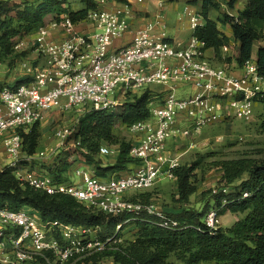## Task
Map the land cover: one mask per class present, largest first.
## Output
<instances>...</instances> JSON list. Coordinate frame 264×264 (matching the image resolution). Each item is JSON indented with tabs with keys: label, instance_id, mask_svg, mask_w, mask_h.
I'll use <instances>...</instances> for the list:
<instances>
[{
	"label": "built area",
	"instance_id": "1",
	"mask_svg": "<svg viewBox=\"0 0 264 264\" xmlns=\"http://www.w3.org/2000/svg\"><path fill=\"white\" fill-rule=\"evenodd\" d=\"M97 1L100 7L77 24L63 15L39 28L32 42L39 64L27 69L31 79L0 87V144L9 160L6 169L13 170L22 184L49 196H69L88 210L111 216L145 210L158 219L160 228L178 230L176 219L155 206L134 203L130 196L152 189L161 179L176 180L173 170L180 163L168 154L167 142L199 133L223 119L227 111L241 121H251L264 93V77L259 75L256 57L235 74L210 65L205 60L206 44L194 35L186 46L174 43L161 13L136 29L130 43L117 48L116 41L131 31L130 5L120 4L121 10L116 11V2L111 9L108 0ZM184 15L193 33L205 24L191 6L185 7ZM153 85L163 87V101L155 103L154 95L151 117L126 127L133 137L130 155L140 163L135 171L104 180L77 162L71 183L59 184L42 170L22 168V158L30 159L23 153V134L49 111L76 108L83 114L115 113ZM185 87L193 92L180 97L178 91ZM72 132L62 127L55 131L58 147L65 146ZM113 153L110 145H103L99 157ZM220 190L229 192L224 186ZM204 222L216 229V210L211 209ZM99 232L100 228L44 221L30 208H0V264H86L105 248Z\"/></svg>",
	"mask_w": 264,
	"mask_h": 264
},
{
	"label": "trees",
	"instance_id": "2",
	"mask_svg": "<svg viewBox=\"0 0 264 264\" xmlns=\"http://www.w3.org/2000/svg\"><path fill=\"white\" fill-rule=\"evenodd\" d=\"M108 1L129 5L128 0ZM79 2L82 7L73 10L69 0H25L12 7L9 1H0V57L13 56V40L26 38L47 25L48 16L58 20L67 15L77 24L90 11L100 7L97 0ZM190 3L200 4V14L205 20V24L197 28L193 35L206 44V50L213 49L219 61L227 65L234 61L237 68L242 69L252 58L256 44L264 41V0H246L245 8L237 11L236 15L222 12L215 19L211 18V13L221 10L217 0H191ZM234 4V0L228 3L230 9H234ZM220 25L229 27L234 45L232 39L221 31ZM223 48L231 49L233 56L222 58ZM256 63L259 75L264 77V45L257 47ZM153 97V93L146 90L140 96L129 99L118 115L96 110L84 113L71 137L79 143L77 150L58 155L38 170L44 171L59 184L71 183L70 174L77 163L75 156L79 155L100 179L119 178L130 172L140 163L130 155L131 142L115 134V124L119 120L123 126L129 127L148 120ZM257 102L264 103V93ZM40 136L39 123L27 135L23 134V153L26 156L35 154ZM103 145L119 146L113 165H105L99 157ZM203 160L204 156H201L192 164H180L173 170L177 184L176 202L181 208H176L180 210L178 213L166 214L179 222L180 227L175 231L160 228L158 219L145 210L137 214L111 216L88 210L66 195L49 196L22 184L11 169L0 173V208L12 211L30 208L44 221L100 228L99 239L105 248L88 258L86 264H171L169 260L173 254L182 257L186 264H264V162L239 158L214 164L222 170L223 186L228 190L233 187V190L224 194L220 187L217 193L214 189L208 190L203 192V196L213 202L217 216L230 212L241 215V218L229 228L218 226L211 229L204 219L212 207L209 210L208 206L201 210L182 207L189 204L198 191L195 172L202 166ZM245 193L249 195L247 198L243 197ZM130 201L154 206L150 193H134ZM126 228L133 230L130 239L121 235Z\"/></svg>",
	"mask_w": 264,
	"mask_h": 264
},
{
	"label": "rangeland",
	"instance_id": "3",
	"mask_svg": "<svg viewBox=\"0 0 264 264\" xmlns=\"http://www.w3.org/2000/svg\"><path fill=\"white\" fill-rule=\"evenodd\" d=\"M9 1L11 6L21 4L25 0H0ZM73 10H78L82 7L79 0H69ZM221 4V10L213 11L212 18H216L219 13L229 12L236 15L237 11L246 5V0H234V9H230L228 3L231 0H217ZM167 4H170L169 2ZM181 6L178 11L172 12L169 16L164 15L168 36L171 38L174 27L179 23H186V26L181 30H187L188 20L184 15L182 1H179ZM200 13V11H198ZM52 19V18H51ZM180 20V21H179ZM183 21V22H182ZM228 32V31H226ZM33 34L26 38L14 39L15 53L8 58L0 57V87L15 85L22 80L31 79L28 76L27 69H34L38 66L37 54L33 45ZM173 36V35H172ZM20 46L16 49V46ZM262 43L256 44V48ZM226 57L233 54V51L225 50ZM217 62H219L217 60ZM26 65L24 67L23 65ZM226 64V63H224ZM30 75V74H29ZM156 87V86H152ZM192 94L190 87H185L178 91L180 97H186ZM159 95V94H158ZM127 103V101H126ZM121 112L119 109L117 115ZM83 115L82 110L76 108L70 109H54L46 113L44 119L40 124V139L39 145L34 155L28 158H22V168L33 171L46 167L54 158L62 153L68 151H76L77 144L73 140L72 135L78 123L79 118ZM224 118L215 121L210 126H207L197 134H192L187 138H182L179 145L181 149L176 153L180 164H192L197 161L199 157L204 156L202 166L195 172L198 181V191L195 193L189 204L182 206L191 209H205L208 206L213 209V202L209 197H204L203 192L223 187L222 184V170L215 167V163L224 160H235L239 158H251L258 162H264V103H258L254 107V115L251 121L244 122L235 118L229 111L224 113ZM67 128L71 136L66 139L65 146L58 147L59 140L55 135L58 128ZM115 134L127 142L133 141L132 135L128 133L126 127L118 120L114 128ZM192 143V144H190ZM190 144V145H189ZM112 146V145H110ZM188 147L190 148L188 151ZM194 147V148H193ZM77 162L84 163V160L79 155L75 156ZM105 160V159H104ZM9 160L6 155L5 147L0 144V172L6 169ZM73 180V179H72ZM75 180H78L75 178ZM238 185V184H236ZM233 187H229V192ZM153 195L154 206L167 213H174L176 208H181V205L176 202L177 197V184L175 180L164 178L161 179L152 189L142 191ZM207 202H210L207 205ZM241 215H235L227 212L224 215L218 216V226L223 228L231 227L236 220L240 219ZM133 230L126 228L122 231V237L126 239L131 238ZM171 264H186L184 259L178 255L173 254L170 257ZM202 264H213L205 262Z\"/></svg>",
	"mask_w": 264,
	"mask_h": 264
},
{
	"label": "crops",
	"instance_id": "4",
	"mask_svg": "<svg viewBox=\"0 0 264 264\" xmlns=\"http://www.w3.org/2000/svg\"><path fill=\"white\" fill-rule=\"evenodd\" d=\"M179 1H182L183 7L191 6L193 8V10H195L197 12L200 11V4H191L190 3L191 0H173V1L172 0H157V1H154V0H128L129 5H130V13L128 14V22L131 26V31L125 37L116 41V47L121 48V47L125 46L126 44L130 43L136 29H139V28L145 26L157 14L161 13V14H164L166 16H169L172 12L178 11V9L181 8ZM168 2L170 4H167ZM106 6H108V8L115 9V5L113 4V2L111 3V1H109V3ZM245 6L243 8H241L240 10H243L245 8ZM118 10H121L120 4L116 3V11H118ZM51 18H52L51 16H48L47 22H50L52 20ZM185 26H186V23L177 24L172 31L173 36L171 35V40L174 43L179 44L181 46H186L189 39L193 35V31L190 27L189 20H188V26H187L188 28H186L187 30L186 31L181 30V28H183ZM219 27L223 33H225L227 36H229L232 39V35L230 33L228 26L220 25ZM226 31H228V32H226ZM232 45H234L233 39H232ZM225 50L232 51L231 49L223 48L222 52H221L222 58H226ZM256 52H257V48L255 46V49L253 52V57H256ZM233 54L229 55L228 57H232ZM205 60L210 65H212L214 67H220V68H223L226 70L234 71L235 74H239L241 72L240 69L237 68V65L234 61L230 65L224 64L222 61H219L216 58L215 51L213 49L206 50ZM217 60L219 62H217ZM150 91L157 98L155 103L158 104V103H161L163 101V98L165 96L163 87H160V86L151 87ZM182 138H179L177 140H171V141L167 142V147H166L167 152L173 158H176L175 156H176L177 152H178V154L180 153L179 150L181 149L182 145H179V141L183 140ZM190 144H192V143H190ZM111 147H112L113 152H114L112 155L100 157L102 162L105 165H113L117 160V157L119 154V146H111ZM190 148H192V147H188L187 151ZM179 163H180V161H179ZM136 167H132L131 171H135ZM178 212H180V210H174V213H178Z\"/></svg>",
	"mask_w": 264,
	"mask_h": 264
}]
</instances>
